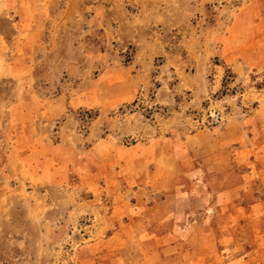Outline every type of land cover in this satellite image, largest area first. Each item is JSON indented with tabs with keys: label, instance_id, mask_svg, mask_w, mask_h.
<instances>
[{
	"label": "rangeland",
	"instance_id": "rangeland-1",
	"mask_svg": "<svg viewBox=\"0 0 264 264\" xmlns=\"http://www.w3.org/2000/svg\"><path fill=\"white\" fill-rule=\"evenodd\" d=\"M0 264H264V0H0Z\"/></svg>",
	"mask_w": 264,
	"mask_h": 264
},
{
	"label": "crops",
	"instance_id": "crops-1",
	"mask_svg": "<svg viewBox=\"0 0 264 264\" xmlns=\"http://www.w3.org/2000/svg\"><path fill=\"white\" fill-rule=\"evenodd\" d=\"M114 80V79H113ZM113 80H111L110 82H113ZM124 91L122 93H119L117 94L116 96L121 98V97H124L126 98L125 96H134L135 93L138 92V89L134 86V85H131V86H124ZM115 96V97H116ZM124 101H120L118 102V104H116L117 106L120 105L121 103H123Z\"/></svg>",
	"mask_w": 264,
	"mask_h": 264
}]
</instances>
